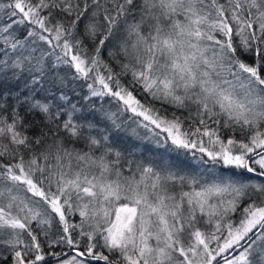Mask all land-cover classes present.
Returning a JSON list of instances; mask_svg holds the SVG:
<instances>
[{"label":"snow or ice","instance_id":"snow-or-ice-1","mask_svg":"<svg viewBox=\"0 0 264 264\" xmlns=\"http://www.w3.org/2000/svg\"><path fill=\"white\" fill-rule=\"evenodd\" d=\"M0 264H264V0H0Z\"/></svg>","mask_w":264,"mask_h":264}]
</instances>
